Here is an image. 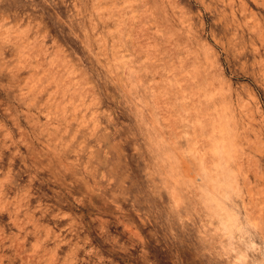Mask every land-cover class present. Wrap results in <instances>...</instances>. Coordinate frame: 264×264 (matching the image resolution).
Returning <instances> with one entry per match:
<instances>
[{
  "label": "rangeland",
  "instance_id": "374dc122",
  "mask_svg": "<svg viewBox=\"0 0 264 264\" xmlns=\"http://www.w3.org/2000/svg\"><path fill=\"white\" fill-rule=\"evenodd\" d=\"M0 264H264V0H0Z\"/></svg>",
  "mask_w": 264,
  "mask_h": 264
}]
</instances>
